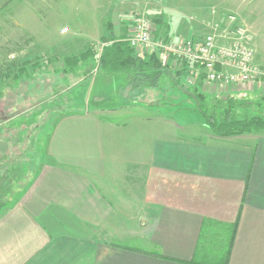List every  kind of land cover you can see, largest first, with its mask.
I'll use <instances>...</instances> for the list:
<instances>
[{
	"label": "crops",
	"instance_id": "1",
	"mask_svg": "<svg viewBox=\"0 0 264 264\" xmlns=\"http://www.w3.org/2000/svg\"><path fill=\"white\" fill-rule=\"evenodd\" d=\"M13 1L0 0V14ZM162 1L171 30L185 31L203 7L207 15L217 13L234 0ZM260 1L247 0V8ZM128 3L139 10L148 0ZM128 31L110 21L109 33ZM97 76L106 91L81 93L78 106L47 123L35 174L0 210V264H189L205 220L231 223L237 217L228 264H264V131L216 136L200 121H183L181 112L178 118L169 114L174 104L169 100L181 92L168 83L132 88L127 73L98 71L82 85ZM185 81L214 94L211 84L189 76ZM150 99L157 104L145 103ZM62 100L71 103V97ZM140 104L154 116L132 121L141 145L123 154L124 143L115 141L114 132L125 124L100 115ZM191 122L200 131H189ZM200 133L206 138L197 139ZM124 216L140 229L151 226L150 250L112 240L124 233Z\"/></svg>",
	"mask_w": 264,
	"mask_h": 264
},
{
	"label": "rangeland",
	"instance_id": "2",
	"mask_svg": "<svg viewBox=\"0 0 264 264\" xmlns=\"http://www.w3.org/2000/svg\"><path fill=\"white\" fill-rule=\"evenodd\" d=\"M201 1L205 4L217 0ZM163 5L162 0H148V3L136 10L128 0H14L0 14V189H11L6 195L0 194V210L8 206L35 174L40 163L41 139L47 132L49 121L65 108L78 106L82 101L81 93L106 91V83L98 79H103L102 76H97L95 80L89 79L85 86L82 83L89 75L99 71L95 60L106 44L101 37L109 33L110 21L116 30L119 22L123 29L130 32L131 26L130 29L128 27L132 17L145 15L150 20V28L156 39L198 44L213 28L225 31L228 28V16L232 14L238 22L249 28L255 62L264 69V0L256 2L250 8H247V0H234L230 4L226 3L221 11L208 15L203 7V12L193 14L196 17L193 28L185 31L171 30ZM208 8L210 11L211 8ZM157 18L162 19L163 25L155 20ZM233 25L236 23H231L229 27ZM175 32H179V38L173 40L171 35ZM89 47L96 51L94 57H84L79 61L74 59ZM167 62L174 67L171 58ZM115 85L113 83L107 92L114 91ZM234 89L235 91L226 94L239 97L243 100L241 104L244 107L249 102L244 100H257V89L263 90L264 87L261 88V83L258 82L242 84ZM180 92L177 98L171 97L169 100L174 103L170 106L172 111L169 114L178 118L177 114L181 112L183 121H200L204 125L195 98ZM64 97H71V103L63 102ZM181 97L183 103L179 104ZM206 100L207 104L212 101L209 97ZM145 103L157 104V101L150 99ZM111 104L116 105L118 102L112 101ZM243 107L239 106V114L243 112ZM154 113L151 108L140 104L107 111L100 116H108L125 124L126 128L122 132H114V136L116 142L118 137L124 143L121 152L130 154L141 145L135 138L137 134L131 132L134 129L132 121H146ZM2 119L6 122L3 123ZM192 123H188L189 131H200V126ZM204 128V131H209L205 125ZM243 134L245 133L232 136ZM189 138H193V135ZM199 138L206 136L200 133L197 139ZM116 150L115 147L113 153L116 154ZM123 218L124 233L114 236L112 240L133 248L150 250L148 237L151 226L145 230L140 229L128 216ZM228 231V225H215L205 220L199 238L200 248L208 241L216 249L223 250Z\"/></svg>",
	"mask_w": 264,
	"mask_h": 264
},
{
	"label": "trees",
	"instance_id": "3",
	"mask_svg": "<svg viewBox=\"0 0 264 264\" xmlns=\"http://www.w3.org/2000/svg\"><path fill=\"white\" fill-rule=\"evenodd\" d=\"M155 20L159 24L163 23L161 18ZM108 27L110 28V22ZM124 37V35H113L111 32L101 37L106 44L96 57L97 70L105 74L127 73L133 88H161L165 83H168L171 87L188 93L189 96L191 95L195 98L200 108L203 124L216 136L225 137L264 131V89H258L255 94L257 100H252V102L251 100H244L246 103L249 101L244 107L241 104L243 100L231 93H214L212 97L201 91L197 85L192 86L185 81L189 70L186 62L183 61L174 68L169 63H165L156 53H138L124 40ZM163 39L168 40L166 38ZM95 54H97L96 51L89 47L85 53L75 56L74 59L79 61L84 57H94ZM207 97L212 100L209 104H207ZM239 106L243 107L241 114L238 111ZM10 190L1 188L0 194L6 195ZM209 221L215 225H228L229 231L227 232V241L224 242L225 248L223 250L216 249L208 241L206 245L200 248L198 241L193 257L188 261L189 264H228L229 262L238 225V217L231 223Z\"/></svg>",
	"mask_w": 264,
	"mask_h": 264
},
{
	"label": "built area",
	"instance_id": "4",
	"mask_svg": "<svg viewBox=\"0 0 264 264\" xmlns=\"http://www.w3.org/2000/svg\"><path fill=\"white\" fill-rule=\"evenodd\" d=\"M233 22L236 25L229 27ZM226 25L225 31L213 28L199 44L181 43L156 39L150 20L138 14L132 17L130 32L124 40L138 53H156L165 63L171 58L174 67L186 62L189 78L213 85L215 94L233 92L235 87L247 83L259 82L263 88L264 69L255 62L249 28L232 14Z\"/></svg>",
	"mask_w": 264,
	"mask_h": 264
}]
</instances>
